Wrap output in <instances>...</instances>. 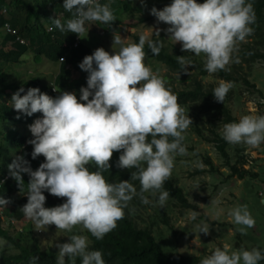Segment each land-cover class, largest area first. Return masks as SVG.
Wrapping results in <instances>:
<instances>
[{
    "label": "clouds",
    "instance_id": "1",
    "mask_svg": "<svg viewBox=\"0 0 264 264\" xmlns=\"http://www.w3.org/2000/svg\"><path fill=\"white\" fill-rule=\"evenodd\" d=\"M62 7L72 12V17L62 24L57 15L46 28L74 32L78 43L86 21L107 24L114 20L108 4L99 0H63ZM149 12L168 25V37L179 42L182 51L204 54L203 67L208 73L225 67L235 43L251 33L249 25L255 20L251 0H171L160 9L153 6ZM2 29L8 33L4 25ZM146 43L152 54L160 52L161 41L147 39L143 32L136 42L128 43L113 32V51L97 47L86 54L78 63L87 72L79 99L75 92L60 91L50 96L38 87L25 91L21 86L12 94L11 107L19 114L41 113L28 125L32 138L26 142L32 145V158L44 157L35 170L21 155L7 166L20 191L24 186L21 173L29 176L27 192L14 195L16 201L27 196L20 208L25 218L17 220L30 218L39 233L44 231L41 226L51 224L56 229L71 230L79 224L99 240L123 217L132 195H140L141 202L147 203V197L141 194L150 192L164 205L169 193L161 190L162 185L173 167V154L185 152L182 132L192 122L164 81L145 65ZM177 59L186 66L181 56ZM230 87V82L219 81L211 91L214 99L223 102ZM220 135L230 144L256 147L264 142V114H244L226 122ZM114 150L119 152L118 167L135 169L130 179L139 181V193L129 179L113 183L102 175ZM90 162L95 170L88 167ZM6 178L8 175L1 178L0 187ZM43 190L65 199L59 205L45 207ZM8 203L7 197L0 196V207ZM229 215L233 223L244 226L238 229L241 234L255 223L243 204L229 209ZM196 216L193 211L189 218ZM208 230L206 225H199V233L207 235ZM55 247L56 264H65L66 257L69 264H75L76 257L80 264H105L100 250L88 248L85 235L72 234L66 242H56ZM261 259L262 250L256 247L230 251L225 244L213 248L199 264H258ZM36 260L38 257H30L29 264Z\"/></svg>",
    "mask_w": 264,
    "mask_h": 264
},
{
    "label": "trees",
    "instance_id": "2",
    "mask_svg": "<svg viewBox=\"0 0 264 264\" xmlns=\"http://www.w3.org/2000/svg\"><path fill=\"white\" fill-rule=\"evenodd\" d=\"M101 4H108L112 11L114 20L111 23H101L99 25L103 29L110 32H121L122 29V16L127 14L128 16L123 20L125 27H131L137 29L140 25L148 24L149 21L156 19L150 14L149 9L153 6L160 9L166 4L170 3L171 0H161L150 4H145L140 7L132 6L130 0H100ZM63 0H0V32L2 34L1 47H0V96L6 94L8 101L12 94L21 86L25 91L29 87H38L42 92L53 96L52 87L50 83L43 84L42 78L38 76H32L29 80H22L20 83H16L10 80L9 74L3 68V65L12 64L22 65L27 53L33 51L35 56L33 60L38 62L41 58L45 57L51 64H58L61 57H64V61L61 62L59 72L56 74L54 83L69 90H74L81 86H86L87 72L81 70L78 67V63L86 54H91L93 48L80 41L74 46L76 37L78 34L74 32L60 31L55 27L52 30H47L46 26L52 24V18L57 16L61 19L62 24L68 18H71L73 13L65 11L62 7ZM252 9L255 14L254 22L249 25L252 31L249 34L252 37V41L248 43L245 49L241 50L240 55L243 57L248 55L252 61L256 59L264 60V0H251ZM74 11V10H73ZM135 17V18H134ZM5 22H9L15 26L19 35L26 39L27 44L19 43L15 40V36L6 33L2 27ZM164 24V22H160ZM138 33L133 32L130 34L131 42L138 40ZM149 39L153 41H161L160 52L156 55L152 54L147 47V43L144 46V52L146 57L153 58L163 63L169 72H178L182 76V81L185 84L182 88H179L170 81L171 76L163 74L160 78L164 81L165 86L173 93L177 98L178 105L187 110L188 106L193 103H199L200 108L205 112L209 111L212 119L208 121L210 126L211 136L204 134L206 128H200L198 124L194 126V130L197 135L207 141L215 143L216 148L223 157L226 158L225 165L231 169L230 175H236L240 179H244L247 175L252 178L257 176V173L251 172L244 165L247 163L244 154L240 153L243 151L241 147H235L238 155L234 163L229 160L227 147L231 144L226 142L220 132H217L216 125L212 120L221 119V124L226 122L235 121L231 109L228 105L231 97L230 92H227L223 102H217L213 95V85H208L204 82V77L208 73L204 67V54L201 53L196 55L187 50H181L180 45H176L166 39L162 31L154 32ZM12 40V46L6 48L7 42ZM68 44L67 47L64 44ZM263 47V48H262ZM177 56H181L184 59V65L178 62ZM189 62L190 64H186ZM68 65L71 68H68ZM235 66L225 65L223 69H218L212 74L217 75L219 78L226 80L230 83L239 82L242 78L246 83L249 84L246 78L242 76H236L234 73ZM186 72H189L186 74ZM84 73L85 79L73 77L75 74ZM187 81V82H186ZM252 86H255L252 84ZM23 95V93H21ZM0 100V123L5 129L0 130V134L7 141H10L11 146L15 150H19L21 155H25L28 158L31 157L32 145L26 141L31 139L30 134L25 130L19 129L15 126H11L12 123L19 121V118L35 119V115L38 117L41 115L40 112L33 113L31 116L25 114H17L15 110L9 105V102ZM19 115V118H17ZM37 117V118H38ZM9 123V124H8ZM10 125V126H8ZM15 125V124H13ZM25 126V124H24ZM8 131L5 134V131ZM185 136H183L182 144L186 147ZM6 151L0 143V180L2 177L7 176L0 187V196L7 197L9 203L4 207V212L10 215L12 210V217L17 219H24L25 216L21 211V207L26 203L27 196H23L15 201L13 199L15 194H23L27 192V182L29 176L27 173H21L22 180L24 181L23 188L19 189L16 181L8 174V162L5 159ZM122 151V150H121ZM8 152V150H7ZM8 155V154H7ZM119 152L114 150L112 156L109 158V168L102 171V175L108 182H119L120 180L129 179V183L133 185L136 192L139 193L140 184L138 180H131V171L135 169L120 168L117 166ZM5 156V157H4ZM44 157L38 155L33 158V161H28L33 170H35ZM204 162L210 165V171L214 172L217 168L214 166L209 156H205ZM91 168L95 170V165L90 162ZM161 190H167L169 199L176 200V202L183 208H193L196 210L198 206L191 203L188 199L186 192L183 187L177 185L172 177H168L162 185ZM159 191V190H157ZM46 197L44 206L52 207L61 204L64 201V197H57L43 190ZM147 193L144 192L141 195L147 197ZM133 204V205H131ZM143 205L141 202L140 195H132V198L127 202V206L123 209L124 215L121 219L115 222V227L107 232L103 238L97 240L88 231L89 235L88 248L98 249L102 253V258L105 264H199L200 255L195 254H184L179 251L166 252L162 245L157 241L151 224L141 225L137 218V212L134 205ZM9 206L10 209H9ZM14 209V210H13ZM11 219V217H9ZM160 219L162 223L168 225L169 229L173 226L169 222V216L164 212ZM153 221V219H152ZM28 228V227H27ZM26 228V229H27ZM25 230L22 233L9 232L6 229L0 227V238L6 239L17 252L6 256L2 264H29L30 257L36 256L38 260L34 264H56V251L52 248H41L38 244V240L35 244L26 241L28 239H22L20 236H24ZM32 235V231L28 230L27 235ZM24 236V237H25ZM27 238V237H26ZM38 239V238H36ZM262 250L264 255V247H257ZM65 264H69L67 257L65 258ZM75 264H80V258H75ZM258 264H264V259L258 261Z\"/></svg>",
    "mask_w": 264,
    "mask_h": 264
},
{
    "label": "rangeland",
    "instance_id": "3",
    "mask_svg": "<svg viewBox=\"0 0 264 264\" xmlns=\"http://www.w3.org/2000/svg\"><path fill=\"white\" fill-rule=\"evenodd\" d=\"M157 1L161 0H143V3H141V0H130V3L132 6L140 7ZM127 17L133 16H128L126 13L123 14L121 19L122 25H120L122 31L115 32L121 36L125 43L131 42L130 34L133 32H137L138 34L143 32L146 34V38L149 39L154 32L158 31H162L166 39L174 43L165 31L168 27L167 24H160L156 19H153L148 24H142L139 28L133 29L123 25V20ZM112 36L113 32L103 29L99 25V21H86L80 38L82 42L90 45L93 50L97 47H103L106 51L111 52L113 51ZM1 40L2 34L0 32ZM251 41L252 37L246 35L243 41L236 42L230 53L229 62L226 64L228 66H235V75L242 76L249 82L248 84L241 78L239 82L230 83L231 87L228 92H230L231 97L228 105L235 120H238L244 114H264V60L256 59L252 61L248 55L243 57L240 55L241 50L245 49ZM11 44V42L8 43L6 48H10ZM174 44L180 45L179 42ZM34 56V52L29 51L22 65H3L11 81L20 83L22 80H29L32 76H38V78H41L39 76H43V84H48L55 80L56 74L59 72L58 64L49 63L45 57L35 62L33 60ZM144 63L158 77L168 74L171 76L170 81L175 86L179 88L184 86L185 81H182L181 74L169 72L163 63L146 56H144ZM186 64L189 65L190 63L187 62ZM188 73L186 72V74ZM73 77L78 78V80L85 79L84 73L75 74ZM203 80L208 85L216 86L223 79L210 73ZM223 81L228 82L226 80ZM252 84L255 86H252ZM79 89L80 87L74 90L59 87L58 91L75 92L79 99ZM0 100L8 101V96L4 94L0 96ZM8 102L11 106V100ZM200 107L199 103H193L188 106L187 110H184L185 116H189L192 123L182 132V135L185 136V152L183 154H173V167L169 174L177 185L183 187L189 201L196 204L198 208L196 210L193 208H183L176 200L169 199L168 197L164 205L161 206L155 196L147 193V203L134 205L137 212L136 216L141 220L138 222L141 225H152L157 241L166 252L179 251L184 254H195L204 257L210 254L213 248L225 244L228 245L230 251L240 248L264 247V202L262 200V196L264 195V142L256 147H250L243 143L228 146L227 152L231 163L235 162L238 155L235 147H241L243 151L240 153L245 155L247 161L244 167L248 168L251 172L257 173V176L254 178L247 175L244 179H240L236 175H230L231 169L225 165L226 158L218 151L215 143L200 138L194 130V126L198 124L200 128H206L204 134L211 136L210 129L207 128L210 126L208 121L212 119V116L209 115V111L205 112ZM15 112L19 114L18 110H15ZM34 117L36 119L38 116L35 115ZM26 120L19 118V121L16 123L11 122V126L25 130L32 138L28 125L34 119L30 118L28 121ZM212 121L216 125L215 130L221 132L223 126L221 119ZM1 125L2 123H0V130L3 131L5 127ZM6 133L8 135L7 130L5 131ZM0 143L6 150L4 151L6 152V157H4L8 164L12 162L15 156L21 155V152L15 150L11 146L10 141H6L2 137V134H0ZM21 156L27 161H33V158H28L25 155ZM205 156L210 157L217 168L216 171H210V165L204 162ZM88 167L92 169L90 163ZM13 199L17 198L13 197ZM242 204L247 206L249 213L255 220L254 225L250 228H245L243 234L238 229L244 226L233 223L232 217L229 215V209ZM1 210L2 208L0 207ZM10 211V215L3 212L5 216L1 215L0 212V227L11 233L15 231L22 233L20 231L25 230L24 236L27 235L28 230H31L32 235L20 236V238L23 240L28 239L26 241L33 244L38 240L39 246L43 249L50 247L54 251H57L55 243L66 242L68 236L72 234L85 235L87 241H90L87 230L82 225L77 224L71 230H64L56 229L54 225L50 224L48 226H41L44 231L43 233H39L30 218H28V221H20L17 218L9 221V217L13 218L12 210ZM193 211L197 212V216L195 219H190V214ZM164 212L169 216V222L173 226L172 229H169L168 225L162 223L160 219V216ZM201 224L209 228L207 235L199 233V225ZM15 252L17 250L6 239L0 238V264L3 263L6 256Z\"/></svg>",
    "mask_w": 264,
    "mask_h": 264
},
{
    "label": "built area",
    "instance_id": "4",
    "mask_svg": "<svg viewBox=\"0 0 264 264\" xmlns=\"http://www.w3.org/2000/svg\"><path fill=\"white\" fill-rule=\"evenodd\" d=\"M100 1V0H99ZM4 28H5V30L8 32V33H11V34H13V35H17V40L19 41V42H21V43H24L25 41H24V39L23 38H21L19 35H18V30L15 28V27H13L9 22H5L4 23ZM78 41H79V37H77L76 38V41H75V43H74V46H76L77 44H78ZM66 46V45H65ZM61 58H63V59H61ZM60 58V62H62V61H64V57H61ZM54 88L56 89V90H54ZM52 92H53V95L54 96H56V95H58L59 94V91H58V89H57V87L55 86V84L54 83H52ZM2 208V207H1ZM1 212V215H3V208H2V210L0 211Z\"/></svg>",
    "mask_w": 264,
    "mask_h": 264
},
{
    "label": "crops",
    "instance_id": "5",
    "mask_svg": "<svg viewBox=\"0 0 264 264\" xmlns=\"http://www.w3.org/2000/svg\"><path fill=\"white\" fill-rule=\"evenodd\" d=\"M0 42H1V41H0ZM10 42L12 43V40L8 41L7 44L10 43ZM24 60H25V59H24ZM23 62H24V61H23ZM58 66H59V69H60V63L58 64ZM39 77L44 78L43 76H39ZM50 83H51V82H50Z\"/></svg>",
    "mask_w": 264,
    "mask_h": 264
},
{
    "label": "water",
    "instance_id": "6",
    "mask_svg": "<svg viewBox=\"0 0 264 264\" xmlns=\"http://www.w3.org/2000/svg\"><path fill=\"white\" fill-rule=\"evenodd\" d=\"M262 200H263V202H264V195L262 196Z\"/></svg>",
    "mask_w": 264,
    "mask_h": 264
}]
</instances>
